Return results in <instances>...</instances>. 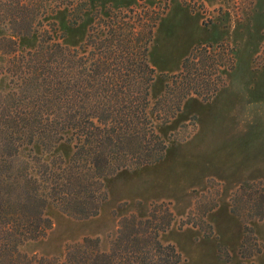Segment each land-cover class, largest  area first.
Listing matches in <instances>:
<instances>
[{"label": "rangeland", "instance_id": "1", "mask_svg": "<svg viewBox=\"0 0 264 264\" xmlns=\"http://www.w3.org/2000/svg\"><path fill=\"white\" fill-rule=\"evenodd\" d=\"M155 16L146 53L154 70L150 103L195 48L222 43L230 49L214 50L222 65L217 90L207 99L190 95L172 116L154 120L165 143L162 157L107 175L95 215L47 204L51 227L21 252L62 257L84 237L97 238L107 251L124 218L144 220L156 207L162 222L166 209L171 214L158 238L175 247L177 264H264V0H0V104L25 99L20 87V100L6 97L21 77L14 57L40 43L79 49L104 21L105 28L135 27L140 39ZM70 150L62 141L43 157L67 160ZM32 153L40 155V146L32 145Z\"/></svg>", "mask_w": 264, "mask_h": 264}, {"label": "trees", "instance_id": "2", "mask_svg": "<svg viewBox=\"0 0 264 264\" xmlns=\"http://www.w3.org/2000/svg\"><path fill=\"white\" fill-rule=\"evenodd\" d=\"M157 19L140 39L135 27L127 31L122 26L105 28L104 21L79 49L40 43L35 50L13 58L21 77L6 97L20 100L15 98L20 87L25 99L0 104L4 113L0 119V264L180 261L175 247L158 238L171 214L166 209L168 218L162 222L156 207L144 220L124 218L107 251L99 248L97 238L89 237L68 245L62 257L19 250L51 227L43 213L49 203L69 215H95L105 199L107 175L162 157L165 143L154 130V120L172 116L190 95L207 99L217 90L215 77L222 65L214 50L230 49L222 43L195 48L183 60L181 70L169 77L165 91L150 103L154 70L146 53ZM206 86L208 91L202 92L200 88ZM62 141L71 145L67 160L57 153L45 160L43 156ZM34 144L40 146V155L32 153Z\"/></svg>", "mask_w": 264, "mask_h": 264}]
</instances>
